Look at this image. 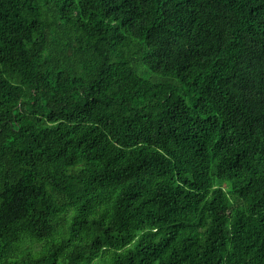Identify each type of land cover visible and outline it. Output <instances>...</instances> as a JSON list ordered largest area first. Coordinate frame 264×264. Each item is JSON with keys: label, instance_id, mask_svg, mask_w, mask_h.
<instances>
[{"label": "trees", "instance_id": "trees-1", "mask_svg": "<svg viewBox=\"0 0 264 264\" xmlns=\"http://www.w3.org/2000/svg\"><path fill=\"white\" fill-rule=\"evenodd\" d=\"M0 264H264V0H0Z\"/></svg>", "mask_w": 264, "mask_h": 264}]
</instances>
